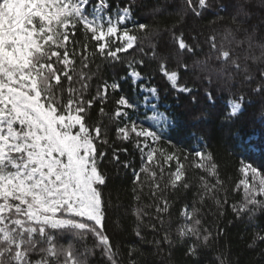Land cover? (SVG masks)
Here are the masks:
<instances>
[{"label": "snow or ice", "instance_id": "snow-or-ice-1", "mask_svg": "<svg viewBox=\"0 0 264 264\" xmlns=\"http://www.w3.org/2000/svg\"><path fill=\"white\" fill-rule=\"evenodd\" d=\"M249 3L235 0V28L210 34L204 41L209 52L199 60L201 34L186 33L182 15L163 29L141 22L137 12L146 7L145 0H122L115 7L110 0H0V264H138L136 245L130 244L125 257L109 232L123 207L109 189V165L131 171L133 234L160 251L166 246L169 264L180 243L183 264H205V250L226 235L219 223L214 231L205 220L213 208L217 220L226 208L248 224L264 217V166L242 158L241 179L226 187L213 151L182 149L166 137L176 118L158 110L159 89L150 83L155 73L145 71L157 63L171 89L190 96L192 104L199 103L198 93L179 83L181 70L199 68L209 86L213 76L226 82L241 77L248 90L230 97L225 121L235 123L257 97L260 110L254 120L264 125V38L256 56L257 32L244 26ZM259 3L264 7V0ZM184 4L198 18L212 7L211 0ZM102 64L113 70L123 65L127 72L119 79L114 73L111 82L104 80L91 94L90 82ZM121 81H130L131 94ZM138 92L145 94L141 98ZM110 93L116 98L108 121L94 122V106L105 115ZM203 97L206 104L215 103L210 87ZM141 107L154 111L143 118L134 115ZM137 153L138 166L128 159ZM186 164L199 172L195 185L187 178ZM145 186L151 197L147 204ZM193 187L192 202L181 209L182 222L173 234L175 196ZM241 187L242 198L230 203V194ZM145 228L154 234L150 241ZM260 245L264 227L253 233L248 247ZM212 264L233 262L221 253Z\"/></svg>", "mask_w": 264, "mask_h": 264}, {"label": "trees", "instance_id": "trees-1", "mask_svg": "<svg viewBox=\"0 0 264 264\" xmlns=\"http://www.w3.org/2000/svg\"><path fill=\"white\" fill-rule=\"evenodd\" d=\"M115 7L122 3V0H110ZM198 0H193V6H196ZM212 7L203 10V17H196L187 6L184 0H145L146 7L137 12V17L141 22L148 23L154 29H163L170 26L183 16L182 27L186 33L195 32L200 33V41L202 51L198 52L195 59L203 60L209 52L208 45L204 43L205 39L213 32L217 34L223 33L225 28L235 25L232 22V16L235 15V9L232 4L235 0H211ZM224 5V7H221ZM158 9V11H154ZM249 15L245 21V27L249 31L255 28L257 36L254 44L253 54L260 55L259 41L264 38V7L259 3V0H250L248 4ZM243 33L240 36L243 37ZM125 56L127 54H121ZM169 67L174 69L175 63L169 64ZM95 71V67L92 68ZM145 71L154 72V79L150 82L158 87L157 105L160 111H164L168 115L175 116V122L166 129V137H170L172 142L178 144L182 149H196L198 147L206 146L208 150L213 151L216 155L217 162L221 173V178L226 180V187L231 189L241 179L238 172L239 161L242 158L248 159L257 166H264V125L259 121L254 120V114H258L260 105L257 97H252V103L245 105L244 114L233 123L229 124L225 121V113L228 112V102L230 97L238 96L241 91L247 92L248 85H241V77L235 80L226 82L225 78L212 77V83L209 86L208 78L205 73L196 68L191 72H184L181 70L179 83L187 84V86L194 88L198 93L199 103L192 104L191 97L182 93H176L171 89L165 77L159 74V66L153 62L149 69ZM127 69L123 65H118L115 70L105 68L101 65V70L93 77L90 82L92 87L91 94L95 91L99 84L104 80L111 82V77L115 73L116 78L119 79L121 74H126ZM126 92L131 94V86L129 83L121 81ZM211 88L214 97V104H206L203 93L206 88ZM142 98L140 92L137 93ZM179 95V100L176 99ZM115 95L110 93L109 103L105 106V115L99 114V105L94 106L93 121L99 123H106L109 119L112 109L115 107ZM134 115H140L135 113ZM231 129V131H230ZM239 132V135L233 133ZM110 136L114 138V132H110ZM203 137V142L200 138ZM119 144L120 142L117 141ZM130 147V146H129ZM163 147L167 148L168 144L165 141ZM130 151L131 148H130ZM123 158V154H122ZM128 159H134L136 166L139 165V155L129 156ZM165 176H167L168 165H165ZM172 170H175V163L172 164ZM109 174L111 176V183L109 189L113 191V197L119 195L118 204L123 207L120 210V217H113L109 224V232L113 234L116 244L121 248L126 257L127 249L130 244H135L139 249L137 256L138 264H169L166 246L165 251L158 250L153 244L141 242L133 234L135 217L132 215V208L136 202L132 200L130 190L131 171L125 169H118L109 165ZM186 175L191 183L195 185L196 178L199 172L188 167L186 164ZM163 184V182H161ZM173 190L169 189L171 194ZM196 188L193 187L187 193L181 188L175 196L174 206L172 208L173 223L172 230L175 234V227L177 223L182 222L180 211L185 204H191L193 199V192ZM145 195L143 196V203H150L151 197L147 195L148 188H144ZM242 187L239 191L231 193L229 202L239 201L242 198ZM211 204V201L208 202ZM149 212L153 209H148ZM207 211V209H204ZM205 220L209 226H212L214 231L215 223H219L226 232L222 238L214 242L211 247L205 250L204 261L205 264H212L215 257L224 253L233 264H264V255L261 254L259 247L249 248L248 245L252 243L253 233L258 231L260 227H264V217L255 218L251 224L242 222L234 217L230 208H226L225 215L217 220L215 209L205 216ZM145 218V223H147ZM147 240H152L154 234L150 229H144ZM183 244L174 245L171 257L172 264H183Z\"/></svg>", "mask_w": 264, "mask_h": 264}, {"label": "rangeland", "instance_id": "rangeland-1", "mask_svg": "<svg viewBox=\"0 0 264 264\" xmlns=\"http://www.w3.org/2000/svg\"><path fill=\"white\" fill-rule=\"evenodd\" d=\"M140 93L142 94V97H143V95L145 94V93H143V92H140ZM155 102L157 103V99L155 100ZM227 106H228V109H229V103L227 104ZM158 110H159V109H158ZM153 111H154V110L151 109V108H148V107H141L138 113H139L140 115H142V118H143L145 115H151V113H152ZM145 123H146V124H154V122H152V121H148V120H146Z\"/></svg>", "mask_w": 264, "mask_h": 264}]
</instances>
